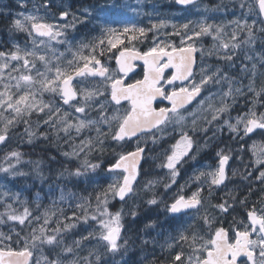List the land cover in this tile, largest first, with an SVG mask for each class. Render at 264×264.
Returning <instances> with one entry per match:
<instances>
[{
  "label": "snow or ice",
  "instance_id": "snow-or-ice-1",
  "mask_svg": "<svg viewBox=\"0 0 264 264\" xmlns=\"http://www.w3.org/2000/svg\"><path fill=\"white\" fill-rule=\"evenodd\" d=\"M175 2L184 9L195 8L196 4V0H175ZM16 3L21 10L15 12H11L10 9L0 11H3L4 17L8 19L10 29L27 35L31 39L33 47L31 49L25 48L21 51L20 46L14 44V50H0V116L11 114V118L7 120V125H14L17 118L24 115L30 116L35 113L43 119L44 124H48L55 119L56 123L64 124L61 131L67 133L69 129L75 128L79 133L82 129L97 124V120L90 118L88 115V109L92 107L103 124V127H96L97 133L108 135L111 132V139L118 142L130 141L139 137L142 133L158 129L169 119V114L177 115L182 109L188 110L190 115H194L200 110H211V121L219 120L225 113H229L236 102L235 98L232 97L231 88L223 94V97L232 98L231 104L226 99L220 98V106L216 107L213 100L214 94L202 96V93L205 92V86L211 83L213 76L219 73V67L211 75L204 76L199 82L193 80L191 85H184L179 90L175 87V81L185 82L192 78L197 60L196 53L199 52L200 55H203L205 51V49L199 47L204 37H210L213 41L212 46L208 49L209 55L217 54L219 59L232 61L234 56L229 54L230 49L239 51L241 44H247L249 40H252L251 46H255L256 39L251 26H248L247 33L241 39V32L247 23L248 14L254 10L257 15L264 17V0H250V4L254 7H249L246 10L245 20L239 21V18L233 17L229 21L230 24L239 23L241 31L238 32L233 29L231 38L227 42H225V37H228L229 34L224 31V27L207 23V17L185 20L180 27L173 23V31L165 35L174 37V39L165 40L161 44L159 37H156L147 51L137 54L141 58H153V64L157 68V74L153 79L154 82H158L159 86L139 110H137L136 104L133 103L131 110H126L124 115L121 116L118 114L119 109H112L111 113H109L108 109L112 103L119 105L121 98L132 99L124 88L123 80L118 78L120 72L127 71L122 63L125 58L124 50L128 47L130 41H135L141 36H147V31L143 27L137 29L124 27L121 31L110 25L101 24L100 32L97 36L87 43H82L79 49H73L67 40L58 39V37L66 36V33L62 30H56L61 27L73 30L76 28L78 18L72 13L70 5L65 4L63 0H40L39 4L32 2L31 7H29L30 0H16ZM84 11L88 17H91L92 13L90 10L85 9ZM38 17L43 20L51 17L52 20L47 23H33ZM57 20L61 23L57 24ZM79 22L86 23L87 21L80 20ZM163 26L164 24L161 21L159 27ZM156 27L157 24L152 23V28L155 29ZM214 27L215 31H213ZM41 28L44 30L41 31ZM261 30L264 31V28ZM221 33H223V36ZM36 37L40 38L37 39ZM217 41L218 44L216 43ZM58 44H68L66 52L73 59L67 58L68 55L65 52L58 51L55 47ZM105 44H107L106 51L119 53L118 57H113L116 59L118 67L111 71L101 59H98L95 55L84 54L81 51L84 48H91L93 52L96 49H101V55H103L105 51L103 46ZM41 49L46 50V54H41L38 51ZM157 52L162 53L163 57H166L168 68H165L162 63H157V61L162 60L161 56L156 55ZM221 52L224 54L219 55ZM257 56L259 58L260 53H257ZM29 57H34V59H29ZM245 59L251 60V57L246 56ZM53 60L56 61L55 64L52 63ZM80 61L83 63L81 64ZM65 62L67 67L63 66ZM261 63L264 64V58H261ZM94 65H98V67H94ZM257 67L255 63L252 64L253 69ZM169 68L174 69L175 72H167ZM204 71V69H201V72ZM87 77L104 78V80L108 81L105 84V88L108 91L100 87L93 90L84 89L81 87L84 84V80L74 84L75 78ZM255 78L256 72L253 71L249 78L247 92H243L241 88L236 89L241 95L251 94L249 99L250 106L242 114L238 113L233 118L234 123L230 120H224V124L235 137L242 141L243 147H240L239 151L247 153L250 150L252 156L255 157L251 170L245 171V178L254 177V181L264 184V111L260 110L264 108V87L257 89ZM225 79H227V76H225ZM11 81H15V83L13 84ZM166 84L172 87L169 88ZM128 87L133 88L134 86L129 85ZM13 88L16 91H12ZM45 93L58 96L60 98L59 106L46 103L42 99ZM157 94L163 98L160 101L167 100L170 107L167 105L154 107L153 96ZM193 101H196V105L193 109H189L188 106L192 105ZM205 105L207 106L205 107ZM46 109L48 110L47 114L45 113ZM179 118L183 120L184 116L180 114ZM112 121H118L115 130L111 128ZM32 134L29 133V135ZM255 137L260 138L259 145ZM99 138L98 135L95 139L99 140ZM8 140L9 136L7 133L0 135V145L6 144ZM249 141H251L250 145ZM153 142L155 143V140ZM92 144V139H86L82 141V146L75 145L71 152L62 154L70 158H76L85 148H89ZM190 147L191 139L185 134L170 146V154L168 152L165 153L166 163L163 164V167L169 169L172 176V182L165 185L167 189L172 190V184H176L175 177L179 175L177 165L188 155ZM144 152L145 148L140 147L139 140H137L136 149L121 153L110 164L107 171L109 173H114L121 169L126 171L127 168L123 162L131 157L142 159ZM216 156L218 165L214 166V171H201L199 175L192 177L197 182H201L202 177L208 178L206 182L208 183L209 191L213 187L225 185V181L229 178L226 167H230V153L225 154L221 149L217 151ZM13 158H15V163L6 164L7 161ZM20 158L21 153L19 151H7L4 156L5 163L0 164V173H9L10 179H14L16 175H23V173L11 172V169L15 168L16 164L19 163ZM82 167L85 170L92 169L94 171L99 167V164L90 163L85 157L82 161ZM72 174L79 176L81 174L80 169L77 168ZM138 174L139 168L137 166ZM231 174L235 175L236 171L233 170ZM132 179H135V177ZM126 183L129 185L128 188L117 187L116 183H111L107 187L97 186L98 190H94L93 193L86 197H81L82 202L77 203V208L84 209L86 216L87 209L91 207L93 198L98 204L103 203L105 205L108 204L113 194L115 197H119L121 201L125 200L126 195L132 190V181L126 180ZM185 186L177 185L179 191H175L171 198V202L168 205L169 212L173 214V219H178L183 215H187L188 210L195 209V219L202 222L208 229H211V232L207 233V238H205L206 233L201 231L196 223L194 224L190 221L186 226L180 227L175 234L169 233L165 237L164 242L159 246L162 253H167V255L159 261L154 257L149 264H213V262L219 264L221 248L226 246L221 242L222 236L235 240L241 234H246L252 243H257L258 238L260 244L264 245V189L261 190L258 200H253L249 203L253 195L252 187H249L248 195L242 196L239 201L244 209L245 217L239 222L233 217L234 226H230L226 230L215 216L210 218L208 214L200 215L199 210L203 207L201 198L203 186L199 183L198 190L187 198L182 194ZM38 195L37 193L36 197ZM225 195L231 196L233 200L235 199V196L230 191L226 192ZM71 196H73L71 192L65 195L61 191L60 199L65 200ZM36 197L29 201L23 197L22 193L12 190L4 184L3 180H0V208L3 209V211H0V217L6 216L12 225L6 232L0 230V264H40L41 259L47 261V264H78L80 260L92 264L93 257L96 262H99L101 256L96 254L97 248L95 246L88 249L87 255L81 257L79 254L83 240L92 236V232L75 237L73 241L75 248L72 246L58 247L63 244V240L60 238L61 232L75 228L77 225L75 223H64V220L60 219L56 221L55 228L45 227V225H52L57 212L62 215L64 210L53 204L51 207H44L39 215H34L33 205H35L36 209H41V204ZM148 203L155 205L157 201L152 199ZM212 207L218 208L221 213H229L233 206L229 201L223 200L222 203L212 205ZM121 211L122 209L115 214H111L105 206L100 213L104 220L100 222L98 227L108 230L107 235L98 233L101 240L107 241V244L103 246L105 252L117 250V239L121 231L119 227ZM109 215H112L111 220L108 219ZM41 219H43L42 224L39 223ZM67 219L74 220L75 214L68 216ZM91 219L96 221L97 218L92 216ZM33 220L37 222L38 226L33 224ZM2 223L4 221L0 219V224ZM61 224L64 225L63 229L60 227ZM25 228L28 229L27 232L24 231ZM93 231H95V228ZM49 232L52 234L49 235ZM113 232L116 233L115 236L112 235ZM229 232L233 233L231 237ZM39 241L48 246L51 250V255H36L37 242ZM185 247L191 249L192 255H188L185 252ZM201 251H206L208 253L207 257L197 254ZM225 264H264V246L259 247L258 250H252L251 256L238 255L234 259L229 258L225 261Z\"/></svg>",
  "mask_w": 264,
  "mask_h": 264
},
{
  "label": "rangeland",
  "instance_id": "rangeland-1",
  "mask_svg": "<svg viewBox=\"0 0 264 264\" xmlns=\"http://www.w3.org/2000/svg\"><path fill=\"white\" fill-rule=\"evenodd\" d=\"M95 1V3H94ZM175 0H86V5L83 9H79L75 7L74 1L70 0V7L72 13L78 18L76 21V28H58L56 30H62L66 33V36L58 37L61 40H67L69 44L72 45L73 49H79V46L82 43H87L92 40L93 37L97 36L100 32L101 24L110 25L119 30H123L124 27H128L131 29H137L143 27L147 31V36H141L135 41H130L132 43H136L139 48H143L146 45L150 48L153 40L156 37H159V42L163 44L165 40H169L168 36L165 34L173 31L172 24L175 23L177 27L185 20H195L201 17H207V23H212L216 26L224 27V30L230 25L229 16L231 12L226 7L222 6L223 4L227 5L230 0H216L217 6L215 4H211V0H202V4L189 12L180 13L179 11L169 10L170 6H172ZM248 1V0H247ZM9 4V1L0 0V10H7L5 5ZM249 7H254L250 5ZM85 9L91 11V17H88L87 13H85ZM198 9V10H196ZM20 10L13 9L11 12ZM3 12V11H1ZM4 13V12H3ZM250 17L255 16V11H251L248 14ZM40 20H43L38 17L36 21L33 23H38ZM80 20H86V23H80ZM253 20V19H252ZM163 22L164 26L159 27L160 22ZM57 24H60V21H56ZM152 23H156L157 27L155 29L152 28ZM251 25L247 20L245 26ZM254 25V24H253ZM10 34V49L14 50L13 45L18 44L23 49L28 48L31 49L33 47L31 39L23 34L16 32L14 29ZM215 31V27L213 28ZM37 38V37H36ZM127 39V37H125ZM38 39V38H37ZM129 42V43H130ZM218 44V41L216 42ZM213 41L210 43V46L203 45V49L208 51V49L212 46ZM68 48V44H58L55 47L60 52H67L62 50V47ZM105 49L104 53H108L106 51L107 44L103 46ZM41 54H46V50H38ZM84 54L87 55H95L97 58L101 54V49H96L94 52L91 48H84L81 50ZM257 53L259 51L255 50L251 46L250 57L251 60L247 59V69L251 73L253 71L256 72V88L259 89L262 81V72L264 64L261 63V57L258 58ZM219 55H221L219 53ZM213 57H216L217 54H213ZM261 56V53H260ZM69 59H73V57L69 54ZM29 59H34V57H29ZM53 64L56 63L55 60L52 61ZM82 64L83 62L80 61ZM255 63L258 67L256 69L252 68V64ZM65 67H67L65 62ZM249 76V78H250ZM249 78L247 79V89ZM199 82V81H198ZM11 83H15V81H11ZM23 87V85H22ZM84 89L93 90L96 88H88L86 85H81ZM12 91H16L14 88ZM223 92H219L218 96L214 99L215 104L220 106L221 99L224 98L229 100L230 98L223 97ZM40 98V97H38ZM251 94L247 95L246 99H250ZM42 99L53 106H59V97L53 95L51 93H45ZM95 99V98H93ZM207 105H205L206 107ZM250 106V105H249ZM112 109H119V115H124L125 111L122 108H114L109 105V113H111ZM48 110H45L47 114ZM62 114V113H61ZM88 115L90 118L97 120L96 125H90L86 129H82L79 133L75 128L69 129L67 133L61 131V128L64 127L63 123H56L55 119L50 121L48 124L43 123V119L40 116H37L35 113L32 115H24L16 119L14 125H7V120L11 118V114H5L4 116H0V135L7 133L9 136V140L6 144L0 147V152H6L10 149L13 150L14 147L20 144L19 147L24 146L25 144H34L39 139L44 138L46 140H50L51 137L56 138L60 143L64 141L68 143V133L70 132V152L75 145H81L82 141L86 139H92L93 144L89 148H85L83 152L76 158H70L65 156V159L69 163L72 162L74 168L71 170H54L50 174H54L56 178L60 177V182H56L54 179H50V175H44L43 178L39 177L38 184L35 186V183L32 181H28L27 184H19L14 183L17 187H13L11 180L6 176L9 173H0V180H3L4 184L9 186L14 191H19L23 194V197L28 199L29 201L33 200L38 193V197H36L40 204L41 209H36L35 205H33V213L34 215H39L40 211L43 210L44 207H51L53 204L64 210L63 214L57 212L56 217L54 218L52 225H45V227L55 228L56 221L63 219L64 223H75L77 226L68 231L61 232V239L63 240V244L58 247H67L72 246L75 248L73 243L74 238L77 236H82V234L92 232V236L88 239H84L82 242V246L79 249V254L81 257L87 255L88 249L92 247L97 248L96 254L101 256L99 262H96L94 257L92 258V264H126L129 260V255L132 251L135 250L134 242L141 240L145 243V241L149 242L148 236L154 232V227L152 225H148V229L150 231H144L140 234H131L130 228L126 225L127 219H132L134 221L135 216L140 213V209L143 206L151 207L154 209V212L157 213L159 210H165L166 204L175 194V191H179L177 185L183 186L184 194L186 197L191 196L195 191L196 181L192 179L195 175H199L201 171H207L206 169H197L193 166L197 163V159L195 158L196 154L204 152L210 144L209 141L202 140L201 135L205 134L209 130V121H211L212 111H203L200 110L196 112L194 115H185L184 119H178L176 121L171 122L161 133L160 137H176L173 141L174 143L178 140L182 135H187L191 139V147L188 151V155H192L190 159L182 160L181 163H186L183 166V170L187 166H192L193 171L191 173H187V179L185 181L181 179V171H179V175L175 177L176 184H172V190H169L165 187L172 182V176L169 169L163 167V164L166 163L165 153L168 152L170 154L171 149L170 144L166 147L165 150H160L157 145L159 144L157 141H154L155 137H146L143 138L141 143L144 145L148 144L149 153L145 157L148 159L149 164H151L154 159L160 167L163 168V171L160 173H155V175L150 174V170L145 173L139 184L137 185L134 194L127 200L119 201L118 197H115L114 194L110 198L107 205L103 203H99L93 198L91 201V207L87 209V215L85 216V211L82 208H77V203L82 202L81 197H86L89 194L93 193L94 190H98L97 186L107 187L111 183H116L117 187H121L124 177L119 172L109 173L107 171L108 167H105V164L110 160L111 157L117 159V154H120L125 148L129 147L126 145L117 144L116 141L111 139V132L108 135L98 134L96 131L97 126L103 127L102 122L99 120L97 116V112L94 108L89 107ZM223 116L226 117V120H230L234 123V117L236 114L227 113ZM223 116L221 118H223ZM224 119V118H223ZM27 121V123H25ZM212 122V121H211ZM7 125V127H6ZM118 125V121L111 122V128L113 130L116 129ZM29 133H33L29 135ZM99 135V140L95 139ZM173 143V144H174ZM201 143H204L203 145ZM259 145V143H258ZM65 150V147H62L61 152ZM3 158V155H0ZM87 157L90 163L99 164V167L94 171L92 169L85 170L82 167V161ZM185 158V157H184ZM4 159V158H3ZM255 157L252 156L251 151H248V157L246 163L249 164V170H251L252 162ZM106 160V161H105ZM114 160V161H115ZM4 160L0 161V164L5 163ZM15 163V158L6 162V164ZM29 162H19L16 164V167L11 169L12 173H23L25 176L26 171H29L32 167ZM6 166V165H5ZM79 168L81 174L79 176L73 175L72 173ZM59 171V172H58ZM186 173V171H185ZM20 176L16 175L15 177ZM205 178V177H202ZM70 181V188L68 187V183ZM61 191L67 195V193L71 192L73 196L67 197L65 200L60 199ZM190 191L189 193H187ZM103 199V198H102ZM155 199L157 204L152 205L149 204L148 201ZM16 206V205H14ZM107 207L111 214H115L118 210L122 209L120 216L119 227L121 229L119 237L117 239V250L114 252H105L104 245L107 244V241L101 240L100 235L98 233H103L104 235L108 234V230L104 228H99L98 225L104 217L100 215V213L104 210V207ZM233 206V205H232ZM18 207V206H16ZM99 209V210H98ZM0 211H3L0 208ZM200 215L208 214L211 218L213 216V207L212 205L206 206L205 208L199 210ZM169 212V209H168ZM134 213V215H133ZM75 214L74 220H68L67 217ZM171 214V213H170ZM92 216H96V221L91 219ZM185 219H177L176 221H197L195 219L194 213L188 215ZM163 218H167V216H163ZM3 219L4 223L0 224V230L8 231L9 227H11V223L7 220L6 216L0 217ZM108 219H112V215L108 216ZM152 221H157L156 219H152ZM163 221V220H159ZM221 225L224 226L227 221H220ZM39 223H43V219L39 221ZM33 224L37 225V222L33 220ZM63 224L60 225L61 229H63ZM206 227V226H205ZM215 227V226H213ZM225 227V226H224ZM95 228V231L93 229ZM25 232L28 231L27 228L24 229ZM206 233H210L211 229L206 227ZM165 233L169 232H160L158 233L155 241L163 243L165 237L167 236ZM38 235V233H36ZM52 233L49 232V235ZM116 235V233H115ZM207 235V234H206ZM207 238V237H206ZM152 242V241H150ZM110 247V245H108ZM51 255V250L48 248L46 244L42 241L37 242L36 255ZM198 255L206 256V251H201L197 253ZM188 255H192V251ZM71 258V257H68ZM67 259V258H66ZM40 264H47V261L41 259ZM78 264H88V262L84 260L78 261Z\"/></svg>",
  "mask_w": 264,
  "mask_h": 264
},
{
  "label": "flooded vegetation",
  "instance_id": "flooded-vegetation-1",
  "mask_svg": "<svg viewBox=\"0 0 264 264\" xmlns=\"http://www.w3.org/2000/svg\"><path fill=\"white\" fill-rule=\"evenodd\" d=\"M2 1V0H1ZM9 1V4L5 5L6 9H10L11 11L13 9H19L16 0H4ZM34 2L36 4L40 3V0H30L29 7H31V3ZM65 4L70 5V0H63ZM175 2V1H174ZM202 0H199L195 4V8L200 6L202 4ZM211 4H215L217 6L216 0H211ZM250 0H230L227 5L223 4L222 6L226 7V9L229 8L231 15L229 16V21L232 20L233 17L239 18V21L245 20V12L250 6ZM194 8H181L178 6V4L175 2L172 6H170L169 10L173 11H179L180 13L189 12ZM21 10V9H20ZM19 11V10H16ZM15 12V11H13ZM43 12V10H42ZM11 14V13H10ZM253 19V20H252ZM52 18L48 17L47 20H40L36 24L40 23H47L51 22ZM247 20L250 22L251 26L253 28V34L254 38L256 39L255 46L253 47L255 50L259 51L261 53V58H264V31L261 29L264 28V20L261 16L257 15L255 12V16L252 18L249 15L247 16ZM254 24V25H253ZM248 26H245L243 31L241 32V39L244 38V35L248 31ZM235 29L236 31L240 32L241 29L239 27V23H231L224 31L227 32L229 35L228 37H225V42L228 41V39L231 38L232 30ZM13 31L10 29V25L8 22V19L4 17V13L0 11V50L8 51L10 49V34ZM223 36V33H221ZM38 39L40 37H37ZM47 39V38H45ZM168 39H174V37H169ZM212 42L210 37H204L203 41L199 44V47H203V45L210 46V43ZM251 45L252 40H249L247 44H241V47L239 51L229 50V54L234 56V59L232 61H226L219 59L218 56L213 57L212 55L208 54V51H204L203 55H200L199 52L196 53V66L193 72V76L190 80L181 82L180 80L175 81V87L177 90L181 88L184 85H191L192 81L195 80L196 82L200 81L204 76L211 75L213 72L216 71L217 67L220 68V71L217 75L213 76L212 82L205 86V92L202 93V96H209L213 95V100L218 96L219 92H225L228 91L229 88H231L232 97L235 98L236 102L232 108V110L229 113L232 114H238L243 113L248 107H249V100L246 99L247 95H241L236 91L237 88H241L243 92H247V79L250 76V72L247 69L248 63L247 59L245 57H250L251 52ZM62 50L66 51V47H62ZM149 47L146 45L143 48H139L136 43L130 42L128 47L124 50L126 51H132L139 52L142 54L143 52L147 51ZM221 55L224 53L221 52ZM114 56H119V53H114L112 51H109L108 53H104L103 55H99L98 59H101L105 66L109 67L110 71L113 69H116L118 67L117 61ZM138 55L136 57L129 56L122 60L123 66L127 69V71L120 72L118 78L123 80L124 87H128L129 85H136L140 82L144 81L146 74H147V67L139 62ZM161 63L165 68H168V65L166 64V58H164ZM65 66V65H63ZM94 67H98V65H94ZM263 68L262 72V81L259 89L261 87H264V65L261 66ZM201 69H204V72H201ZM157 71V68H156ZM175 72L174 69H168L167 72ZM167 74V73H166ZM162 75V73H161ZM225 76H227V79H225ZM80 80H84V84L88 88H105V84L108 83V81L104 80V78L99 77H87V78H77L74 82L78 83ZM159 86L158 82H154L152 84L153 90H155ZM167 87L171 88V85H167ZM105 91H108L107 88H105ZM228 98V97H226ZM110 99V97H109ZM200 99V97H198ZM60 101V98H59ZM228 103H232V98L227 100ZM169 106L167 100H164L163 102L158 101L154 107L156 106ZM196 105V101H193L192 105H189V109H193ZM111 107L114 108H122L124 111L131 110L132 105L131 101L123 102L120 105L117 104H110ZM216 107H219L215 104ZM66 107V106H65ZM261 111H264V108L260 109ZM180 114L183 116L189 115L188 110H181V112L177 115H171L169 114V119L161 125L158 129H154L151 132L143 133L137 138H133L130 141H116L117 144L120 145H126L129 146L125 148L121 153H126L130 149L135 150L137 147V140H139V146L145 148L143 161L140 166V180L142 176L147 173L150 170L151 175H155V173H160L163 171V168L160 167V165L157 164V162L153 159L151 164H149L148 159L145 157L149 153V146L148 144L144 145L141 143L143 138L146 137H155L154 140L157 141L159 144L157 145L160 147V150H165L167 146L170 144H173L176 137H160V133L173 121H176L180 119ZM227 114V113H225ZM224 118V119H223ZM223 118L219 120L212 121L209 125V130L205 134L201 135L202 140L209 141L208 144L209 147L206 148L204 152H201L199 154L195 155V158L198 160L197 163L193 166L197 169H206L207 171H214L215 165H218V158L216 156V153L218 150H223L225 154L231 155V158L229 160L230 167H227L226 172L228 174V179L225 181V185H221L219 187H213L211 191H209L208 183L206 182L208 178H202L201 182H197L195 184V191L198 190V184L200 183L203 187L201 190V198L203 200V207L200 208L203 209L206 206L209 205H215L218 203H222L223 200L229 201L230 204L233 205V207L230 209L229 213H221L218 208L213 207V216L217 218L218 221H227L225 223L226 229H229L230 226L233 225V217H235L236 221L239 222L241 219L245 217V212L241 204L239 203L242 196L248 195V189L251 186L253 190V195L251 196L249 203H251L253 200L259 199V194L262 189H264V184H261L258 181H254V177H247L245 178V171L249 170V164L246 163L248 152H240L239 148L243 147L242 141L235 137L232 132L229 131L228 127L224 124V120H226V117L223 116ZM68 143L63 142V145L65 147L64 152H70V132L68 133ZM258 143H260V138L255 137ZM57 139L51 137L50 140H46L44 138L39 139L36 143H34L35 146V157L37 162L36 169L39 173H46L50 174L56 169L52 168L54 165V160L51 158V154L54 150V145L57 143ZM202 145L204 143H201ZM251 144V141H249V145ZM2 145H0L1 147ZM39 147H43L45 149V154H42ZM120 153V154H121ZM120 154H117V158ZM45 155L46 160L45 162L42 161V157ZM190 157H193L192 155L185 156L184 160L190 159ZM70 161V158H66ZM24 162H28L27 156H24ZM186 163H181L177 165V168L181 171V179L182 181H185L187 179V173H191L193 171L192 166H187L185 168V171L182 169L183 166H185ZM44 170V172H42ZM70 170V163L68 162V169ZM235 170L236 174L232 175V171ZM119 173L125 177V173L122 171H119ZM258 174V173H257ZM44 175V174H43ZM124 180V179H123ZM139 180V182H140ZM138 182V184H139ZM38 184V182H35V184ZM36 184V186H37ZM137 184V185H138ZM136 185V187H137ZM68 187L70 188V181L68 183ZM135 187V189H136ZM135 191V190H134ZM194 191V192H195ZM230 191L233 196H235V199L233 200L231 196L225 195L226 192ZM188 191L187 193H189ZM190 197V196H188ZM187 198V197H186ZM171 202V199L168 201ZM227 206V205H226ZM190 215V214H188ZM233 235L232 232H229V236L231 237ZM230 240V243L232 246H236L237 244V238L235 240ZM264 246L261 245L258 238L257 243H252L250 241L249 250L252 252V250H258L259 247ZM206 257V256H205Z\"/></svg>",
  "mask_w": 264,
  "mask_h": 264
},
{
  "label": "trees",
  "instance_id": "trees-1",
  "mask_svg": "<svg viewBox=\"0 0 264 264\" xmlns=\"http://www.w3.org/2000/svg\"><path fill=\"white\" fill-rule=\"evenodd\" d=\"M73 1H74L75 7L79 9L88 7L86 5L87 3L86 0H73ZM19 146L20 144L16 145L13 149L21 153V158L19 162L23 163L24 156H27L28 162L31 164L30 166L32 168L29 171H26L25 176L20 175V176L15 177L14 179H10L9 178L10 174H7L6 176L11 180L13 187H17V185H15L14 183L27 184L28 181H32V183L38 182L39 177L43 178L44 175H50V179H54L57 183L61 181L60 177L56 178L54 174L51 175V174H46V173H39L37 171L36 169L37 162H35L37 161L35 157L36 150H35L34 144H25L22 147H19ZM63 146H64L63 142H60V143L57 142L54 145V150H53V153L51 154V158L54 160L55 166L52 168V170L59 169V171H61V170L68 169V161L65 160L66 157L65 155L62 154L63 152H61ZM39 149L41 150L42 154H45V149L43 147H39ZM8 151H10V149ZM6 152H0V155H3V158H4ZM3 158L0 156V161L4 160ZM45 160H46V157L45 155H43L42 161L45 162ZM114 160H115L114 157H111L110 160H108V162L105 164V167L110 166V164H112ZM72 164L73 163L70 162V170L71 168H74V165ZM42 172H44V170ZM169 203L170 202L166 204L165 210H162V211L159 210L157 213L154 212L153 208L147 207L145 205L140 209V213L135 216L134 221H132L131 218L127 219L125 223L130 228L132 232L131 234L136 235L144 231H150L147 227L149 224L154 227V232L148 236V239H146V240H149V242L144 243L141 240L134 242V245L136 248L134 251L130 253L129 260L127 261L126 264H149V262L152 261L154 257L157 261H159L163 259L164 256L167 255V253H162V250L159 246L161 243L158 241H155L158 233L169 232L171 234H175V232L180 227L186 226L190 222V221H176L177 219H173V216H171L170 212H168ZM164 215L167 216V218H163ZM187 217H188L187 215H183L182 217L178 219L182 220ZM152 219H156L157 221H152ZM160 219L163 221H159ZM191 222L194 224L196 223L199 226L201 231L205 233L207 232L206 227L202 224V222L200 221H191ZM169 233H165V234L168 235ZM206 237L207 235L205 236V238ZM185 252L189 254L190 249L185 247Z\"/></svg>",
  "mask_w": 264,
  "mask_h": 264
},
{
  "label": "water",
  "instance_id": "water-1",
  "mask_svg": "<svg viewBox=\"0 0 264 264\" xmlns=\"http://www.w3.org/2000/svg\"><path fill=\"white\" fill-rule=\"evenodd\" d=\"M198 1L199 0H196V3ZM262 18L264 20V17H262ZM40 30L43 31L44 29L41 28ZM137 54H140V53L139 52L126 51V52H124V57L125 58L129 57V56L136 57ZM156 55L161 56L162 60L164 58H166V57H163V54L160 52H157ZM138 57L140 60L139 62L144 64L147 67V70H148L147 74H146L147 79L145 77L144 81L140 82L139 84L134 85L133 88L124 87L127 90V93L132 97V99L129 100L127 98H121V103H120V104H122L123 102L131 101L132 107H133V103H135L137 106V110H139L141 106L145 105L147 99L150 96H152L153 93L155 92V90H153L152 84L154 81L153 78L157 74L156 65L153 64V58H151V57H142L141 58L140 55H138ZM145 61H147V62H145ZM161 61H157V63H161ZM99 78H101V77H99ZM76 79L77 78H75V80ZM75 80H74V82H75ZM161 99H163V98L160 97L158 94L153 96L154 105L158 101H160ZM145 133H147V132H145ZM142 161H143V158L137 159L135 157H131L128 160L123 162L125 164L127 170L126 171L123 169L119 170V171H122L125 173V177H124V180H123L121 186L128 188L129 185L126 183V180L132 181V183H131V189L132 190L126 195L125 200L129 199L134 194V189L140 180V166L142 164ZM137 166L139 168V174L138 175H137ZM226 169H227V167H226ZM119 171H116V172H119ZM133 177H135V179H132ZM118 199H119V197H118ZM119 201H121V200L119 199ZM188 211H189L188 213H193V212H195V209L188 210ZM171 215L173 216L172 213H171ZM112 235L115 236V232H113ZM221 242H222V244H224L226 246L221 248V255H220V259H219V264H225L226 260H228L229 258L234 259L238 255H248V256L252 255V252H250V250H249L250 241H249L248 236L246 234H241L239 237H237V244L235 247L231 245L228 237L222 236ZM207 255H208V253L206 254V257H207ZM213 264H216V262H213Z\"/></svg>",
  "mask_w": 264,
  "mask_h": 264
},
{
  "label": "bare ground",
  "instance_id": "bare-ground-1",
  "mask_svg": "<svg viewBox=\"0 0 264 264\" xmlns=\"http://www.w3.org/2000/svg\"><path fill=\"white\" fill-rule=\"evenodd\" d=\"M144 156V155H143Z\"/></svg>",
  "mask_w": 264,
  "mask_h": 264
}]
</instances>
